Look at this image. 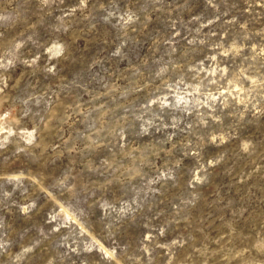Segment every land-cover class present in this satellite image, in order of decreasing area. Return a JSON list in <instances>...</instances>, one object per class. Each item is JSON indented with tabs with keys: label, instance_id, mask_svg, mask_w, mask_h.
I'll use <instances>...</instances> for the list:
<instances>
[{
	"label": "rangeland",
	"instance_id": "rangeland-1",
	"mask_svg": "<svg viewBox=\"0 0 264 264\" xmlns=\"http://www.w3.org/2000/svg\"><path fill=\"white\" fill-rule=\"evenodd\" d=\"M0 264H264V0H0Z\"/></svg>",
	"mask_w": 264,
	"mask_h": 264
}]
</instances>
